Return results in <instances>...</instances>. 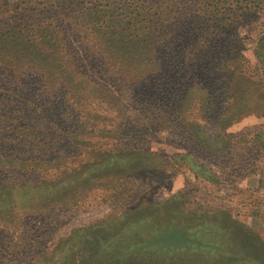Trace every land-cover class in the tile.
<instances>
[{"label":"rangeland","instance_id":"1","mask_svg":"<svg viewBox=\"0 0 264 264\" xmlns=\"http://www.w3.org/2000/svg\"><path fill=\"white\" fill-rule=\"evenodd\" d=\"M160 206L264 264V0H0V264H134Z\"/></svg>","mask_w":264,"mask_h":264},{"label":"trees","instance_id":"2","mask_svg":"<svg viewBox=\"0 0 264 264\" xmlns=\"http://www.w3.org/2000/svg\"><path fill=\"white\" fill-rule=\"evenodd\" d=\"M219 35H222L220 40L222 39L223 41L228 42V40H226V37L228 36L230 38L229 32L222 34L221 30V32H219ZM228 46L231 48L232 44H228ZM160 207L161 208L159 209L161 211L159 215L163 216L164 218H166L167 216V218H169V215H171L170 218L173 219L166 223H162L161 221H159L160 226L157 227L156 232L151 235H147V237L145 238H142V234L136 233L140 229V226L137 225L136 228L133 227L135 228L133 230V228L127 227V223L123 224L126 226V230L125 233L122 234V237H118V239L127 240V242L130 241V247L128 250H124L125 254H122V256H115L113 258V261H120L122 263H130L131 261H133L134 264H150V260H146V258L150 257L151 261H154L155 264H177L174 262V260L178 256L185 257L186 259L188 255L193 253H206L203 255L206 256L205 258H203V261H206L208 264H260L257 257L252 258L249 255H244L243 253H236L234 252V249H225V246H223L226 245L224 240H222V244L218 243V232H228L230 231V229L225 230V228L218 227L212 222V219H203V224L206 223V225H203L202 229L197 230L196 233L195 229L191 230L192 227H194V224L192 226L188 220L190 215L189 213L176 212L168 214L166 212L165 206ZM230 219L231 218H229V223L231 225L229 226V228H242L243 225L240 224V222L232 221ZM148 222H150V220ZM195 223L199 225L202 224L201 221L200 223ZM128 226H131V224H129ZM203 234L204 236L212 235L214 238H216V242L212 244H203L200 241V238H198L200 235L204 237ZM244 241L245 243L250 244L253 240L246 238ZM204 248L208 252H199L203 251ZM153 249H155V254L157 257H152L151 255H149L151 254L150 252H152L151 250ZM195 260L199 259H193L190 261V263Z\"/></svg>","mask_w":264,"mask_h":264}]
</instances>
